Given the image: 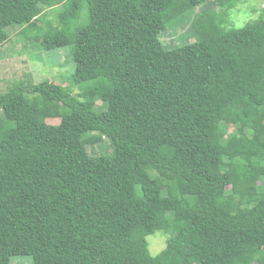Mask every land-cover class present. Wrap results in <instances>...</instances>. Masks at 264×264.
Here are the masks:
<instances>
[{
  "label": "trees",
  "instance_id": "1",
  "mask_svg": "<svg viewBox=\"0 0 264 264\" xmlns=\"http://www.w3.org/2000/svg\"><path fill=\"white\" fill-rule=\"evenodd\" d=\"M238 1L0 0V47L23 29L74 65L0 92V264H264V13L229 27Z\"/></svg>",
  "mask_w": 264,
  "mask_h": 264
},
{
  "label": "rangeland",
  "instance_id": "2",
  "mask_svg": "<svg viewBox=\"0 0 264 264\" xmlns=\"http://www.w3.org/2000/svg\"><path fill=\"white\" fill-rule=\"evenodd\" d=\"M217 6L214 3H202L196 6L183 17H178L167 23L165 30L160 35V40L167 48H175L178 46L187 45L194 42L196 39L195 31L191 27V22H194V16L197 15L196 22L203 19L202 12L207 7ZM264 0H240L230 11L223 7L225 14L219 18L226 25L232 28H241L247 23L258 19L264 12ZM216 15L219 14L218 8H213ZM190 13V14H189ZM222 15V14H221ZM227 22L229 24H227ZM81 24V22L79 23ZM14 26L8 27L7 32L12 31ZM23 29L13 31L14 34H20ZM14 34L9 37V42L0 47V92L4 93L7 87H12L13 83L19 80H30L32 84L39 83L40 81L54 82V84H62L66 86L68 79L73 72L74 65L72 64L71 49L50 50L45 51L40 44L34 39V35L30 37L28 42L23 48V43L17 41ZM22 38V37H21ZM2 55V56H1ZM4 55V56H3ZM9 88V89H10ZM7 92V91H6ZM78 92L73 89V94ZM92 104L99 106L98 102ZM97 111L99 109L96 108ZM102 111H106L102 108ZM49 124H57L58 120H46ZM91 134L88 133L87 137ZM108 140L103 139L102 143L95 146L96 155L109 156L112 149L109 147ZM156 234V233H155ZM148 249L152 256L157 255L165 248L166 236L163 233H157L148 237ZM11 264H33L30 256L14 257Z\"/></svg>",
  "mask_w": 264,
  "mask_h": 264
}]
</instances>
